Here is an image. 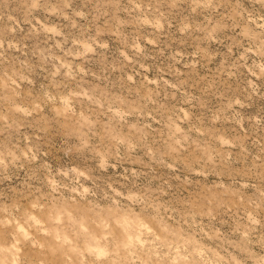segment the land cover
I'll return each instance as SVG.
<instances>
[{
  "label": "rangeland",
  "instance_id": "374dc122",
  "mask_svg": "<svg viewBox=\"0 0 264 264\" xmlns=\"http://www.w3.org/2000/svg\"><path fill=\"white\" fill-rule=\"evenodd\" d=\"M0 264H264V0H0Z\"/></svg>",
  "mask_w": 264,
  "mask_h": 264
}]
</instances>
